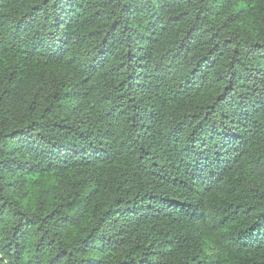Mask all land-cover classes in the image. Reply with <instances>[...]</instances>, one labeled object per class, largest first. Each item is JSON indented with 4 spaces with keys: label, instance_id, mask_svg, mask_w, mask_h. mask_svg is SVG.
Listing matches in <instances>:
<instances>
[{
    "label": "trees",
    "instance_id": "obj_1",
    "mask_svg": "<svg viewBox=\"0 0 264 264\" xmlns=\"http://www.w3.org/2000/svg\"><path fill=\"white\" fill-rule=\"evenodd\" d=\"M0 264H264V0H0Z\"/></svg>",
    "mask_w": 264,
    "mask_h": 264
}]
</instances>
